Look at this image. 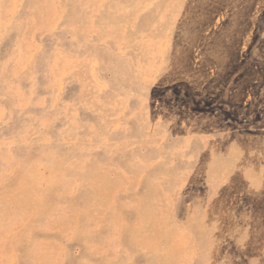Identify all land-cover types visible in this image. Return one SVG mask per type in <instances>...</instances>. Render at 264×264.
Returning <instances> with one entry per match:
<instances>
[{
	"label": "rangeland",
	"instance_id": "rangeland-1",
	"mask_svg": "<svg viewBox=\"0 0 264 264\" xmlns=\"http://www.w3.org/2000/svg\"><path fill=\"white\" fill-rule=\"evenodd\" d=\"M20 262L264 264V0H0V264Z\"/></svg>",
	"mask_w": 264,
	"mask_h": 264
},
{
	"label": "bare ground",
	"instance_id": "bare-ground-1",
	"mask_svg": "<svg viewBox=\"0 0 264 264\" xmlns=\"http://www.w3.org/2000/svg\"><path fill=\"white\" fill-rule=\"evenodd\" d=\"M187 11H188V10H187ZM34 27H35V26H34ZM204 30H205V29H204ZM241 44H242V43H241ZM82 159H83V158H82ZM99 160H100V159H99ZM90 163H92V162H90ZM90 163H89V164H90ZM39 164H40V163H39ZM31 165H32V164H31ZM87 165H88V164H87ZM90 165H91V164H90ZM127 165H129V164H127ZM48 166H50V165H48ZM48 166H47V167H48ZM61 166H62V165H61ZM30 167H31V166H30ZM30 167H29V168H30ZM37 167H38V166H37ZM54 167H55V166H54ZM85 167H86V166H85ZM33 168H34V167H33ZM52 168H53V167H52ZM91 168H92V167H90V168H88V169L90 170ZM132 168H133V166H132ZM85 169H86V168H85ZM85 169H84V170H85ZM93 169H94V168H93ZM97 169H98V168H97ZM113 169H115V168H113ZM35 170H36V169H35ZM63 170H64V169H63ZM29 171H30V169H29ZM29 171H28V172H29ZM33 171H34V170H33ZM56 171H57V170H56ZM58 171H59V170H58ZM92 171H93V170H92ZM92 171H90V172L92 173ZM98 171H99V170H98ZM26 172H27V171H26ZM26 172H25V173H26ZM28 172H27V173H28ZM90 172H89V173H90ZM96 172H97V171H96ZM99 172H100V171H99ZM102 172H103V171H102ZM109 172H110V171H109ZM111 172H112V171H111ZM83 173H84V172H83ZM83 173H82V174H83ZM85 173H86V170H85ZM89 173H88V174H89ZM97 173H98V172H97ZM105 173H106V172H104V174H105ZM114 173H115V172H114ZM55 174H58V173H55ZM65 174L67 175V173H65ZM79 174H80V173H79ZM92 174H93V173H92ZM101 174H102V173H101ZM29 175H30L31 178H32L33 174L31 175V172L29 173ZM36 175H38V174H36ZM77 175H78V174H77ZM80 175H81V174H80ZM80 175H79V176H80ZM84 175H85V174H84ZM97 175H98V174H97ZM106 175H107V174H106ZM30 176H29V177H30ZM90 176H91V175H90ZM101 176H102V175H101ZM101 176H100V177H101ZM103 176H104V175H103ZM35 177H36V176H35ZM53 177H54V176H53ZM55 177H56V175H55ZM74 177H76V176H74ZM77 177H78V176H77ZM84 177H85V176H84ZM86 177H87V176H86ZM88 177H89V176H88ZM95 177L97 178V176H95ZM98 177H99V176H98ZM47 178H48V177H47ZM103 178H104V177H103ZM103 178H102V180H103ZM33 179H34V178H33ZM35 179H36V178H35ZM72 179H74V178H72ZM84 179H85V178H84ZM97 179H98V178H97ZM23 180H24V179H23ZM49 180H50V178H49ZM60 180L63 181V179H61V178H60ZM60 180H59V181H60ZM99 180H100V179H99ZM31 181H32V179H31ZM46 181H47V180H46ZM66 181H67V180H66ZM68 181H69V179H68ZM70 181H71V180H70ZM70 181H69V182H70ZM72 181H73V180H72ZM86 181H88V180H86ZM96 181H98V180H96ZM112 181H113V180H112ZM69 182H68V183H69ZM88 182H89V181H88ZM36 183H37V182H36ZM95 183H97V182H95ZM110 183H111V182H110ZM18 184H19V183H18ZM18 184H17V185H18ZM22 184H23V182H22ZM27 184H28V183H27ZM39 184H40V183H39ZM51 184H52V182H51ZM101 184H102V183H101ZM101 184H100V185H101ZM103 184H104V183H103ZM29 185H30V184H29ZM36 185H37V184H36ZM45 185L47 186L48 184H45ZM49 185H50V184H49ZM61 185H62V184L60 183V186H61ZM67 185H68V184H67ZM26 186H27V185H26ZM37 186H38V185H37ZM40 186H41V184H40ZM51 186H52V185H51ZM62 186H63V185H62ZM64 186H66V185H64ZM64 186H63V187H64ZM18 187H19V186H18ZM24 187H25V186L23 185V188H24ZM30 187H31V186H30ZM41 187H42V186H41ZM43 187H44V186H43ZM63 187H62V188H63ZM101 187H102V185H101ZM104 187H105V186H104ZM21 188H22V187H21ZM37 188H38V187H37ZM39 188H40V187H39ZM96 188H97V187H96ZM99 188H100V187H99ZM108 188H109V187H108ZM56 189H57V187H56ZM60 189H61V188H60ZM97 189H98V188H97ZM106 189H107V188H106ZM15 190H16V189H15ZM90 190H91V189H90ZM101 190H103V187H102ZM19 191H21V190H19ZM19 191H18V192H19ZM29 191H30V190H29ZM29 191H28V192H29ZM35 191H36V190H35ZM44 191H45V190H44ZM63 191H64V190H63ZM81 191H82V190H81ZM95 191H97V190H95ZM38 192H39V191H38ZM58 192H59V191H58ZM78 192H79V191H78ZM23 193H24V190H23ZM41 193H42V192H41ZM15 194H16V192H15ZM36 194H37V193H36ZM54 194H55V193H54ZM54 194H53V195H54ZM90 194H91V193H90ZM102 194H103V192H102ZM102 194H101V195H102ZM106 194H107V193H106ZM106 194H105V195H106ZM33 195H34V194H33ZM57 195H58V194H57ZM57 195H56V196H57ZM103 195H104V194H103ZM16 196H17V195H16ZM50 196H51V195H50ZM67 196H68V195H67ZM140 196H141V195H140ZM10 197H11V196H10ZM18 197H19V196H18ZM61 197H64V195L61 196ZM71 197H72V196H71ZM76 197H77V196H76ZM87 197H89V196H87ZM92 197H93V196H92ZM116 197H117V196H116ZM16 198H17V197H16ZM20 198H21V197H20ZM27 198H29V197H27ZM41 198H42V196H41ZM52 198H53V197H52ZM55 198H56V197H55ZM64 198H65V197H64ZM67 198H68V197H67ZM77 198H78V197H77ZM96 198H97V197H96ZM114 198H115V197H114ZM136 198H137V197H136ZM141 198H142V197H141ZM34 199H35V198H34ZM56 199H58V198H56ZM60 199H61V198H60ZM92 199H94V197H93ZM98 199H99V198H97L96 200H98ZM145 199H146V198H145ZM31 200H33V198H32ZM61 200L63 201V199H61ZM74 200H75V199H74ZM78 200H80V199H78ZM87 200H90V199H87ZM96 200H95V201H96ZM28 201H29V200H28ZM50 201H52V200H50ZM65 201H66V200H65ZM67 201H71V200H67ZM82 201H84V200L82 199ZM41 202H42V200H41ZM53 202H54V201H53ZM28 203H29V202H28ZM74 203H75V202H74ZM74 203H73V205H74ZM79 203H80V202H79ZM137 203H138V202H137ZM22 205H23V203H22ZM38 205H39V203H38ZM76 205H77V204H76ZM82 205H83V204H82ZM84 205H85V203H84ZM249 205L252 206V204H249ZM23 206H24V205H23ZM51 206H52V204H51ZM71 206H72V205H71ZM95 206H96V204H95ZM150 206H151V205H150ZM251 206H250V207H251ZM79 207H80V206H79ZM81 207H82V206H81ZM95 208H96V207H95ZM150 208H151V207H150ZM98 209H99V208H98ZM142 209H143V208H142ZM142 209L140 208V210H142ZM149 210H150V209H149ZM250 210L255 211L254 208H253V209H250ZM88 211H89V210H88ZM90 211H91V210H90ZM119 211H120V210H119ZM150 211H151V210H150ZM110 212H111V211H110ZM121 212H122V211H121ZM140 212H142V211H140ZM146 212H147V211H146ZM158 212H159V211H158ZM158 212H157V213H158ZM91 213H92V212H91ZM108 213H109V211H108ZM142 213H143V212H142ZM86 214H87V212H86ZM152 214H153V213H152ZM82 215H83V214H82ZM145 215H146V214H145ZM157 215H158V214H157ZM110 216H111V215H110ZM110 216H109V217H110ZM146 216H147V215H146ZM84 217H85V216H84ZM109 217H108V219H109ZM111 217H112V216H111ZM119 217H120V216H119ZM151 217H152V216H151ZM140 218H141V217H140ZM140 218L135 222V225L137 226V229H135V230L133 229V231H134V237L136 238V240H138L139 242H144V241H148V240H150V239H151V236H160V237H163V236L160 234L158 222L150 220L149 217H148L149 219H144V218H141V219H140ZM152 218H153V217H152ZM42 221H43V220H42ZM65 221H66V220H65ZM105 221H106V219H105ZM132 222H134V220H133ZM27 223H28V222H27ZM38 223H39V222H38ZM40 223H42V222H40ZM88 223H89V222H88ZM34 224H35V223H34ZM89 224H90V223H89ZM112 224H113V223H111V227H112ZM171 224H172V223H171ZM35 225H37V224H35ZM41 225H42V224H41ZM104 225H106V224H104ZM104 225H103V228H104ZM109 225H110V224H109ZM166 225H167V224H166ZM17 226H18V225H17ZM106 226L108 227V224H107ZM29 227H30V225H29ZM40 227H41V226H40ZM111 227H110V228H111ZM86 228H87V227H86ZM110 228H109V229H110ZM163 228H164V227H163ZM169 228H170V227H169ZM169 228H168V229H169ZM32 231H33V230H32ZM83 231H84V230H83ZM105 231H106V230H105ZM110 231H112V230L110 229ZM172 231H173V230H172ZM244 231H246V229H245ZM247 231H248V230H247ZM247 231H246V233H249V232H247ZM90 232H91V231H90ZM90 232H89V233H90ZM106 232H107V231H106ZM130 232H131V231H130ZM164 232H165V231H164ZM164 232H163V233H164ZM170 232H171V231H170ZM177 232H178V231H177ZM250 232H252V231H250ZM113 233H114V232H113ZM44 234H45V233H44ZM83 234H84V233H83ZM95 234H97V233H95ZM95 234H94V235H95ZM106 234H107V233H106ZM106 234H105V235H106ZM164 234H165V233H164ZM35 235H36V233H35ZM84 235H85V234H84ZM94 235H93V236H94ZM101 235H102V234H101ZM103 235H104V234H103ZM166 235H167V234H166ZM256 235H257V234H256ZM97 236H99V235H97ZM170 236H171V235H170ZM170 236H169V237H170ZM254 236H255V234H254ZM24 237H25V236H24ZM31 237H32V235H31ZM41 237H42V236H41ZM88 237H90V236H88ZM99 237H100V236H99ZM104 237H105V236H104ZM250 237H251V236H250ZM250 237H249V238H250ZM255 237H256V236H255ZM53 238H54V237H53ZM76 238H77V237H76ZM93 238H94V237H93ZM100 238H101V237H100ZM155 238H156V237H155ZM256 238H257V237H256ZM83 239H85V238H83ZM90 239H91V237H90ZM90 239H89V240H90ZM32 240H33V239H32ZM89 240H87V241H89ZM92 240H93V239H92ZM92 240H91V241H92ZM98 240H99V239H98ZM103 240H104V239H103ZM76 241H77V240H76ZM76 241H75V243H76ZM129 241H130V239H129ZM152 241H153V240H152ZM256 241H257V240H256ZM31 242H32V241L30 240V243H31ZM97 242H99V241H97ZM100 242H101V241H100ZM149 242H150V241H149ZM247 242H249V241H247ZM250 242H251V239H250ZM253 242H254V241H253ZM253 242H251V243H253ZM108 243H109V242H108ZM130 243H132V242H130ZM24 244H25V243H24ZM28 244H29V243H28ZM84 244H85V243H84ZM111 244H112V243H111ZM150 244H153V243H150ZM165 244H166V243H165ZM22 245H23V244H22ZM22 245H21V246H22ZM30 245H31V244H30ZM54 245H55V243H54ZM130 245H131V244H130ZM156 245H157V244H156ZM169 245H170V244H169ZM248 245H250V244H248ZM253 245H254V243H253ZM82 246H83V245H82ZM122 246H123V245H122ZM127 246H128V245H127ZM153 246H154V245H153ZM157 246H158V245H157ZM159 246H160V245H159ZM29 247H30V246H28V248H29ZM83 247H84V246H83ZM18 248H19V247H18ZM84 248H85V247H84ZM136 248H137V247H136ZM251 248H252V246H251ZM88 249H89V248H87V250H88ZM165 249H166V248H165ZM25 250H26V249H25ZM87 250H86V251H87ZM108 250H109V249H108ZM151 250H152V249H151ZM158 250H159V249H158ZM170 250H171V249H170ZM71 251H72V250H71ZM93 251H94V250H93ZM110 251H111V250H110ZM120 251H121V250H120ZM240 251H241V250H240ZM19 252H20V251H19ZM22 252H23V251H22ZM32 252H33V251H32ZM32 252H31V253H32ZM83 252H84V251H83ZM108 252H109V251H108ZM112 252H113V250H112ZM122 252H123V251H122ZM154 252H155V251H154ZM28 253H29V252H28ZM28 253H27V255H28ZM31 253H30V255H31ZM81 253H82V251H81ZM147 253H148V252H147ZM238 253H239V252H238ZM24 254H25V253H24ZM68 254H69V253H68ZM84 254H85V253H83L82 255H84ZM112 254H113V253H112ZM157 254H158V253H157ZM172 254H173V253H172ZM239 254H240V253H239ZM241 254H242V252H241ZM73 255H74V254H73ZM107 255H109V254L107 253ZM155 255H156V254H155ZM155 255H154V256H155ZM17 256H18V255H17ZM25 256H26V255H25ZM80 256H81V255H80ZM151 256H152V255H151ZM18 257H19V256H18ZM32 257H34V255H32ZM67 257H68V256H67ZM125 257H126V256H125ZM125 257H123V259H124ZM139 257H140V256H139ZM152 257H153V256H152ZM26 258H27V257H26ZM26 258H25V259H26ZM29 258H30V257H29ZM79 258H80V257H79ZM93 259H95V258H93ZM99 259H101V258H99ZM149 259H151V258H149ZM149 259H148V260H149ZM153 259H154V258H153ZM156 259H157V258H156ZM21 260H22V259H21ZM28 260H29V259H28ZM28 260H27V261H28ZM107 260H108V259H107ZM148 260H147V261H148ZM173 260H174V259H173ZM100 261H101V260H100ZM103 261H105V258H104ZM103 261H102V262H103ZM118 261H119V260H118ZM118 261H117V262H118ZM122 261H123V260H122ZM147 261H146V262H147ZM151 261H152V259H151ZM171 261H172V259H171ZM80 262H81V261H80ZM98 262H99V261H98ZM131 262H133V261H131ZM29 263H30V262H29ZM77 263H78V262H77ZM147 263H148V262H147ZM152 263H153V262H152ZM155 263H156V260H155ZM172 263H173V261H172ZM20 264H21V262H20ZM27 264H28V263H27ZM78 264H79V263H78ZM115 264H116V263H115ZM119 264H120V262H119ZM129 264H130V263H129ZM153 264H154V263H153Z\"/></svg>",
	"mask_w": 264,
	"mask_h": 264
}]
</instances>
